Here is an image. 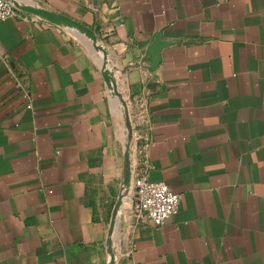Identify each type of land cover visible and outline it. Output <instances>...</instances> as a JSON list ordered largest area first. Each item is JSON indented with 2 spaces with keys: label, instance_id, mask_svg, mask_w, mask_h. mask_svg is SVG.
Returning a JSON list of instances; mask_svg holds the SVG:
<instances>
[{
  "label": "crops",
  "instance_id": "0c3cea01",
  "mask_svg": "<svg viewBox=\"0 0 264 264\" xmlns=\"http://www.w3.org/2000/svg\"><path fill=\"white\" fill-rule=\"evenodd\" d=\"M12 1L65 14L100 41L25 12L0 22V264H74L78 249L107 264L115 245L118 264H264V0ZM100 46L146 121L124 191L130 130ZM144 161L182 196L162 226L121 219ZM98 187L115 203L123 192L108 248Z\"/></svg>",
  "mask_w": 264,
  "mask_h": 264
},
{
  "label": "built area",
  "instance_id": "2783aa9c",
  "mask_svg": "<svg viewBox=\"0 0 264 264\" xmlns=\"http://www.w3.org/2000/svg\"><path fill=\"white\" fill-rule=\"evenodd\" d=\"M23 15L24 11L18 8L13 1L0 0V22ZM9 72L26 100V107L32 108L33 96L25 78L10 66ZM147 143L143 146V150ZM146 163L147 161H144L141 171L137 169L133 174L129 213L134 215L138 221H150L156 226H162L179 212L182 196L166 181L151 180Z\"/></svg>",
  "mask_w": 264,
  "mask_h": 264
},
{
  "label": "water",
  "instance_id": "95a60500",
  "mask_svg": "<svg viewBox=\"0 0 264 264\" xmlns=\"http://www.w3.org/2000/svg\"><path fill=\"white\" fill-rule=\"evenodd\" d=\"M12 1V0H11ZM13 3L20 8L22 11H24L25 13L28 14H32L35 16H39L42 18H45L49 21H52L58 25H62V26H67L70 27L82 34H85L87 36L92 37L95 41H100L99 37L97 35V33L95 32L94 29L84 25L83 23H81L78 20H75L65 14H61L57 11H53V10H49L47 8L41 7V6H34V5H30V4H26V5H22V4H18L17 2L13 1ZM164 43L160 40V38H157L155 40V42L153 43V46L150 50V55L152 56V67L156 68L158 63H159V50L162 47ZM103 58H104V62H103V68H104V73L107 79L110 80V82H112V87L115 91V93L117 94V96L119 97L120 100L123 101L124 103V98L119 90L117 81L115 79V77L113 76H109L110 70L108 67V52L107 50L103 47ZM125 104V103H124ZM126 106V105H125ZM128 111V110H127ZM127 118L129 119V117L127 116ZM130 122V121H128ZM129 138V139H128ZM127 138V142H126V151H125V156H126V169H125V184L128 182V179L131 176V156H132V148H131V140H132V130L130 129V133L129 136ZM122 194L120 195L116 206H115V213H114V217L112 219V223H111V228H110V232H109V236H108V247L112 246L113 243V230H114V224L116 222V213L121 205L122 202ZM118 260H115L114 256H108V264H118Z\"/></svg>",
  "mask_w": 264,
  "mask_h": 264
},
{
  "label": "rangeland",
  "instance_id": "374dc122",
  "mask_svg": "<svg viewBox=\"0 0 264 264\" xmlns=\"http://www.w3.org/2000/svg\"><path fill=\"white\" fill-rule=\"evenodd\" d=\"M125 103V104H124ZM121 102L122 107H123V117H124V129L127 131V128H129V130H132V156H133V161L136 163V160H138V158L140 157L142 150H143V146L145 145L146 141H147V128H146V121L143 117L142 113H134L132 112V105L130 104V102H127L126 100H124ZM126 105V106H125ZM128 110V111H127ZM127 116L129 117V119L127 118ZM130 121V122H128ZM127 138L128 135H126V142H127ZM124 186H125V181L123 183V190L124 191ZM97 198L98 201L101 202L103 207H107L110 211V217H109V221H110V228H111V223H112V219L114 217V213H115V206L116 203L113 202L111 200V194L109 192V190L102 188V187H98L97 188ZM129 206H127L124 210V212L121 215V219L124 218L125 213L129 212ZM124 214V215H123ZM110 232V229H109ZM107 248H108V240H107ZM118 249V247H117ZM113 252V250H112ZM119 253V251H118ZM108 256V255H107ZM112 256V254H111ZM117 257L119 259V254H117ZM85 260H87V251L84 249H78L75 252H73L72 255V261L74 264H86ZM108 260V259H107ZM108 264V261H107Z\"/></svg>",
  "mask_w": 264,
  "mask_h": 264
},
{
  "label": "bare ground",
  "instance_id": "6f19581e",
  "mask_svg": "<svg viewBox=\"0 0 264 264\" xmlns=\"http://www.w3.org/2000/svg\"><path fill=\"white\" fill-rule=\"evenodd\" d=\"M129 181V180H128ZM132 187V186H131ZM128 189V188H127ZM125 204H127L126 202H125ZM122 207V206H121ZM120 214V213H119ZM117 226V225H116ZM117 228V227H116ZM115 238H116V235H115ZM112 250H113V252L111 253L112 254V256H114V258H115V260L117 261V259H118V257H117V254H119L118 253V249H117V245H115L113 248H112Z\"/></svg>",
  "mask_w": 264,
  "mask_h": 264
}]
</instances>
